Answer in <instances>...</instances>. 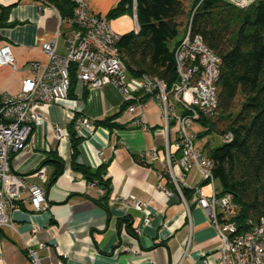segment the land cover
<instances>
[{"label": "crops", "instance_id": "obj_1", "mask_svg": "<svg viewBox=\"0 0 264 264\" xmlns=\"http://www.w3.org/2000/svg\"><path fill=\"white\" fill-rule=\"evenodd\" d=\"M84 1L90 12L105 15L118 0ZM37 3L0 0V16L5 13L0 49L9 46L13 60L12 66L0 65L1 93L19 91L21 80L29 74V62L45 61L41 44L58 31L57 52H66L70 26L69 33L62 31L66 23H59L56 11L46 5L38 9ZM135 21L134 14L122 15L110 20V25L121 35L131 31ZM122 105L121 94L111 85L89 89L75 82L67 99L35 108L42 123L34 128L28 149L11 154L9 163L12 171L26 174L27 181L41 184L47 207L34 211L23 202L13 210V228L0 229V264H29L26 248L36 249L39 264L57 259L64 264H204L203 260L216 264L219 239L206 213L192 200L193 193L184 202L176 192L166 197L156 190L158 176L164 172L162 146L166 139L171 155L178 156L172 147V130L164 127L161 104L147 97L136 123L125 108L114 120L124 129L108 131L93 125L117 113ZM81 119H88L93 129L83 127ZM73 120L72 130L80 138L76 163L91 170L106 166L104 177L110 183L107 211L95 201L104 192L99 184L88 181L70 165L68 125ZM56 126L61 127L64 138L56 136ZM213 137L211 134L207 142L218 144ZM153 148L158 158L150 161L144 152ZM52 152L62 161V171L52 179L56 164L50 162L45 165L44 181L39 182L30 173L46 156L53 158ZM175 173L179 175L177 169ZM202 182L197 168L184 174L183 186L191 189L200 185L207 195L210 187ZM214 188L217 190L215 184ZM145 217L148 224L143 221ZM123 219L131 224L129 230ZM32 225L38 227L37 232H31Z\"/></svg>", "mask_w": 264, "mask_h": 264}, {"label": "built area", "instance_id": "obj_2", "mask_svg": "<svg viewBox=\"0 0 264 264\" xmlns=\"http://www.w3.org/2000/svg\"><path fill=\"white\" fill-rule=\"evenodd\" d=\"M73 2L71 18L62 20L57 11L49 4L38 0V9L43 5L52 7L59 23H66L71 30L66 38V52H57V39L60 32L43 41L41 50L45 61L32 60L28 64L29 74L21 80L16 94L0 92V229L13 228L11 214L28 202L34 211L47 207L45 191L38 182L26 180V174L12 171L9 163L11 154L25 151L29 147V138L35 127L42 123L35 108L50 105L67 99L70 92V65L75 67L76 82L85 84L89 89L105 85L115 87L121 94L122 103L132 101L126 112L135 119L140 115L147 97L156 99L162 106L164 127L170 126L173 138L172 147L178 153L174 158L166 139L162 146L163 168L156 190L160 189L169 197L172 191L165 185L171 182L174 192L184 201L181 186L184 174L191 168H197L203 182L210 187L209 194L202 192L200 185L193 188L192 200L201 208L210 221L219 239L216 252V264H264V217L249 222V229L238 232L233 217L236 206L232 195L220 196L214 188L211 174L213 162L195 145V135L190 132L191 124L200 116H212L217 102L216 82L219 76V58L201 40L190 31L191 12L184 25L183 33L173 50L176 81L170 88L157 76L142 74L129 76L119 56L116 43L119 34L115 33L110 20L102 14L88 10L84 0ZM227 3L245 9L256 0H224ZM137 32L135 21L132 29ZM13 65L9 46L0 49V65ZM79 123L88 130L93 129L88 119ZM58 138L65 135L61 127L54 128ZM232 139L230 132L220 136L221 142ZM149 160L158 158L156 148L144 152ZM179 175L175 173V170ZM45 165L37 166L30 174L39 182L44 181ZM185 202V201H184ZM138 207L139 202H135ZM148 224L149 218H144ZM36 225L31 232H37ZM190 238L186 241L183 257L186 255ZM25 256L29 264H39L37 251L26 248ZM182 257V258H183ZM204 264H207L203 260ZM49 264H64L61 259ZM179 264V262H177Z\"/></svg>", "mask_w": 264, "mask_h": 264}, {"label": "trees", "instance_id": "obj_3", "mask_svg": "<svg viewBox=\"0 0 264 264\" xmlns=\"http://www.w3.org/2000/svg\"><path fill=\"white\" fill-rule=\"evenodd\" d=\"M42 1L51 5L62 20L71 18L74 5L70 0ZM190 12L191 33L199 35L219 58L215 111L212 116H200L194 121L202 127L194 135L198 139L206 134L231 133L229 142H206L199 149L213 162L211 174L219 185L215 189L217 195H232L237 208L233 222L237 231L243 232L249 229V220L255 222L264 217V0H256L245 9L224 0H118L105 16L113 20L135 15L137 32L121 34L116 43L127 75L157 76L170 88L177 79L173 50L179 39L175 37L179 27L183 32L182 23L185 25ZM4 14L0 16V28L5 26ZM69 77L71 92L76 82L73 65ZM131 103H123L117 113L96 120L93 125L108 131L124 129L114 120ZM216 122H225V129L218 130ZM73 123L74 120L68 125L70 165L103 189V195L95 201L106 210L110 192L109 179L104 177L106 166L91 170L76 163L80 138L72 130ZM50 162L56 164L53 179L62 171L58 156L48 155L38 166ZM166 186L175 191L171 182ZM180 189L185 199L193 193V188ZM122 221L127 222L129 230L131 224L127 219Z\"/></svg>", "mask_w": 264, "mask_h": 264}, {"label": "rangeland", "instance_id": "obj_4", "mask_svg": "<svg viewBox=\"0 0 264 264\" xmlns=\"http://www.w3.org/2000/svg\"><path fill=\"white\" fill-rule=\"evenodd\" d=\"M183 26H184V22L182 23V27ZM68 29H69V26L67 24H65V25L62 26V29L61 30L62 31H66L67 33H69V31H67ZM182 33H183L182 32V28L179 27L178 28V34L175 37V40L176 39H179L181 37ZM216 125H217L218 130L225 129V122H216ZM201 128L202 127L197 122H193L191 124V127H190V132L193 133V134H195L196 132H198L199 130H201ZM210 135L211 134H206V135L202 136L201 138H198V139L195 138V145L196 146L204 145L210 139ZM213 136H214L213 138H215L216 140H218V142L220 143V136H219V134L216 133V134H213ZM214 184L216 185L217 188L219 187V185H218V183L216 181H214Z\"/></svg>", "mask_w": 264, "mask_h": 264}]
</instances>
